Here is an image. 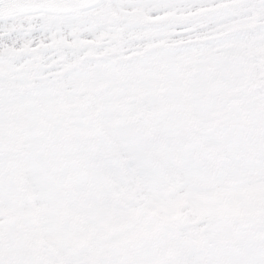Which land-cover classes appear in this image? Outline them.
Segmentation results:
<instances>
[{"label":"snow or ice","instance_id":"snow-or-ice-1","mask_svg":"<svg viewBox=\"0 0 264 264\" xmlns=\"http://www.w3.org/2000/svg\"><path fill=\"white\" fill-rule=\"evenodd\" d=\"M0 264H264V0H0Z\"/></svg>","mask_w":264,"mask_h":264}]
</instances>
